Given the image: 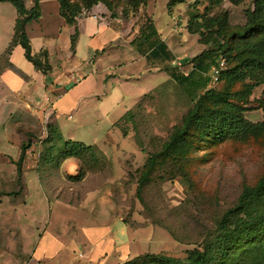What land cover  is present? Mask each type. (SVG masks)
Instances as JSON below:
<instances>
[{
  "label": "rangeland",
  "instance_id": "1",
  "mask_svg": "<svg viewBox=\"0 0 264 264\" xmlns=\"http://www.w3.org/2000/svg\"><path fill=\"white\" fill-rule=\"evenodd\" d=\"M71 1L85 6V0ZM108 1L112 8L105 3H98L89 11L85 10L83 17L91 14L104 16L106 12L110 16H123L126 20L140 18L144 26L153 22L164 39H170L173 33L179 34L187 48L192 47V39L197 36L188 32L185 12L194 7L203 13L209 4L208 0H186L171 15L169 0H148L139 7L137 4L140 0ZM246 5L247 9H253L254 0H249ZM7 7L17 13L13 4L0 3L1 54L7 48L5 37L9 38L16 20ZM222 9H226L224 1ZM226 10L230 12L229 8ZM234 19L236 21L239 17ZM197 47L200 46L197 44ZM187 70H176V73L183 75ZM168 78L165 73H157L154 76L121 80L111 73L107 78V87L85 99L79 113L71 110L56 115L52 125L62 135L63 141L73 138L86 144H95V138L108 133L110 135L114 131L120 141V150L114 156L113 151L110 152L105 161L91 164L78 159L62 160L63 141L43 143L48 136V125L51 124L49 119L42 121L41 129L34 132L31 140L27 128L20 127L14 133L17 135L16 144L20 142L22 145L30 140L36 146L31 156L36 166L40 157L35 158L38 152L47 156L50 147L55 145L57 149L52 151L54 163L39 170L42 188L33 191L32 195L25 171L20 179L15 163L0 169L1 258L24 260L29 257L33 246L26 245V239L35 232V224L26 220V211L19 209L27 208L32 198L33 205L29 206L31 211L40 210L38 199L43 198L47 203L42 211L43 228L53 230L68 241L77 236L82 226L124 220L132 229L131 259L150 253L186 260L188 251L198 248L209 233H214L215 224L237 204L244 188L257 185L264 177V135L204 146L201 150L192 147L185 154L190 159L176 164V169L180 171L174 179L161 180L157 177L140 195L138 182L148 157L162 150L193 107L195 97L187 94V87ZM149 91L150 94L141 99ZM263 96L264 86H257L248 99L241 101L248 109H254L245 113L246 118L253 123L264 120L263 110L255 109ZM49 97L55 106L60 105L59 96L50 93ZM139 100L140 105L133 110L132 121L122 122L121 127L114 128L113 124L121 122L126 111ZM3 105L6 107L0 109V121L6 120V109L10 107L6 103ZM68 115L74 116L72 121L67 119ZM12 130L11 127L9 134H13ZM160 172L159 175H163L165 171ZM165 176L171 177L169 174ZM41 228L38 225V230Z\"/></svg>",
  "mask_w": 264,
  "mask_h": 264
},
{
  "label": "crops",
  "instance_id": "2",
  "mask_svg": "<svg viewBox=\"0 0 264 264\" xmlns=\"http://www.w3.org/2000/svg\"><path fill=\"white\" fill-rule=\"evenodd\" d=\"M35 1L25 0L27 8L32 9ZM223 1L224 7L230 9L231 22L245 24L244 11L248 8L246 4L249 0ZM7 8L12 16L14 15L13 19L17 20V13ZM40 11L41 17L27 26V33L31 39L33 54L46 50L53 71L48 75L37 71L27 60L25 50L18 46L9 58L11 66L0 74V109L6 107L4 103L10 106L9 110L6 109V120L0 121V169L17 162L21 156V143L16 144L17 135H14L20 127L27 128L29 134L41 129L45 116L49 123L53 124L57 114H66V111L71 110L79 113L85 99L93 97L107 87V78L111 73L121 80L141 78L144 75L154 76L157 73H165L170 78V72H180L188 68L183 72L188 75L194 69L191 61L207 50V46L200 44L197 35L192 39V47L187 48L177 33H173L170 39L162 38L153 22L144 26L140 18L126 20L101 11L105 14L102 20L92 14L78 20L80 36L73 51L72 37L77 28L69 26L61 16L59 1L40 0ZM236 16L239 19L235 21ZM184 18L188 21V9ZM15 24L14 28H11L9 38L5 37L7 48L14 37ZM148 25H152L153 30H146ZM8 32L9 28L7 34ZM197 44L200 47H197ZM6 50L2 51V54L0 52V57ZM185 62H189V65L184 66ZM50 93L60 97L59 106L51 103ZM73 118V115L67 116L69 121ZM119 123L113 124L114 128L119 127ZM11 127L13 134H9ZM113 135L115 136V133L111 131L110 135L108 133L95 138V144H86L73 138L66 141L96 145L106 155L113 151L114 156L115 152L117 154L120 150V141L117 135L113 139ZM35 148L34 145L28 152L24 165L31 195L33 191L42 188L39 169L31 157ZM39 155L38 152L35 158ZM31 201L32 203L28 202L27 208L19 209L26 211V220L35 224V232L26 239V245L33 246L31 252L29 251L30 255L24 260L0 257V264H120L131 260L132 229L124 220L117 219L104 225L82 226L77 236L68 241L53 230L43 228L42 211L47 205L46 201L43 198L38 199L41 208L34 211L29 209L34 199ZM38 225L42 226L41 230H38ZM80 254L85 259H81Z\"/></svg>",
  "mask_w": 264,
  "mask_h": 264
},
{
  "label": "trees",
  "instance_id": "3",
  "mask_svg": "<svg viewBox=\"0 0 264 264\" xmlns=\"http://www.w3.org/2000/svg\"><path fill=\"white\" fill-rule=\"evenodd\" d=\"M58 1L61 16L69 26L76 28L85 10L89 11L98 3H105L112 8L108 0H85L84 7L71 0ZM5 2L13 4L18 17L14 37L0 57V74L11 66L9 58L14 49L21 46L27 60L36 70L48 75L53 71L49 54L46 50L33 54L31 39L27 33V26L41 17L40 0L35 1L32 9L27 8L25 0H0V3ZM147 2L148 0H140L137 6ZM185 2L186 0H169L170 14L174 8ZM208 3L203 13L194 7L190 9L187 25L188 32L199 36V42L207 46V50L191 61L194 69L188 75H178L176 72L170 74V80L187 87V94L195 97L193 107L162 150L148 157L138 182L140 195L157 177L161 180L174 179L180 171L179 168L176 169V164L190 159L185 154L192 147L201 150L204 146L221 145L252 135H264V120L259 123L249 121L245 113L254 109H248L241 104V101L253 94L257 86H264V0H254V8L245 11L246 22L242 26L232 24L230 12L222 9L223 0H208ZM112 17L123 16L113 14ZM146 30H153L152 25H148ZM79 36L77 28L72 37L73 51ZM222 59L225 60V65L220 68L218 82L212 85L210 71L219 66ZM183 65L188 66L189 62ZM167 71L170 72L169 69ZM219 85V89L214 88ZM139 105L140 102L127 112L119 127L122 122L132 121L133 110ZM255 109H262L264 112V96ZM34 132L28 134L30 140ZM124 135L127 136V133ZM30 140L21 145V156L14 162L20 179L24 175L28 152L33 147ZM60 140L63 141L62 135L49 124L48 136L43 143ZM63 142L62 160L78 159L91 164L105 161L106 154L96 145L89 146L71 140ZM56 149L53 145L48 149L47 156L45 153L39 155L37 169L54 163L52 151ZM161 170L165 171L163 175H159ZM166 174L171 177L167 178ZM215 226L214 233H209L198 248L188 251L186 260L147 253L120 264H264V177L257 185L244 188L237 204ZM169 233L179 241L172 231Z\"/></svg>",
  "mask_w": 264,
  "mask_h": 264
},
{
  "label": "built area",
  "instance_id": "4",
  "mask_svg": "<svg viewBox=\"0 0 264 264\" xmlns=\"http://www.w3.org/2000/svg\"><path fill=\"white\" fill-rule=\"evenodd\" d=\"M94 16H95V18H97L99 20L100 19L102 20V16L100 14H97V15H94ZM224 65H225V60L222 59L219 62V66L213 68V70H212V85H216V83L218 82L219 75H220V68H223ZM44 120H47L46 116L44 117L43 121ZM79 257L81 259H85V257L82 254H80Z\"/></svg>",
  "mask_w": 264,
  "mask_h": 264
}]
</instances>
